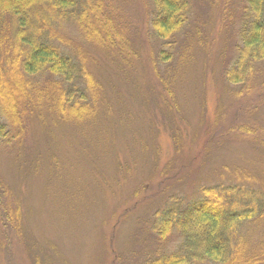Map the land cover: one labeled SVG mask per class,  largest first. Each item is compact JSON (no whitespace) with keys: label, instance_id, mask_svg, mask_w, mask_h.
<instances>
[{"label":"rangeland","instance_id":"374dc122","mask_svg":"<svg viewBox=\"0 0 264 264\" xmlns=\"http://www.w3.org/2000/svg\"><path fill=\"white\" fill-rule=\"evenodd\" d=\"M96 2L85 38L72 22L41 25L83 64V105L64 104L52 75L27 86L5 76L21 116L0 141V264H142L180 244L176 233L158 243V209L229 182L260 202L240 260L264 264V67L244 88L225 78L243 1L192 0L168 49L152 36L150 0Z\"/></svg>","mask_w":264,"mask_h":264},{"label":"trees","instance_id":"16d2710c","mask_svg":"<svg viewBox=\"0 0 264 264\" xmlns=\"http://www.w3.org/2000/svg\"><path fill=\"white\" fill-rule=\"evenodd\" d=\"M242 1L241 45L225 73L226 80L240 88L249 86L254 74L264 67V0ZM150 3L152 36L164 49L172 48L192 17V0ZM99 5L96 0H0V46L4 47L0 52V141L8 140L13 133L10 121L16 125L21 116L12 98H8L10 103L4 98L9 92L5 76H14L27 86L45 74L52 75L62 83L64 104L85 103L87 78L83 64L62 46L49 42L41 25H52V19L72 22L85 38V18L92 9H100ZM6 29L9 39L1 33ZM159 55L166 62L172 58L167 50ZM200 188L197 197L172 196L166 206L154 213L149 225L158 243L167 242L176 233L180 244L171 253L157 249L156 256L145 258L142 264H253L251 257L240 260L248 249L240 231L257 217L253 213L260 202L251 193L246 196L248 190L238 183ZM16 214H21L18 207L14 217ZM9 217V225L15 228V220Z\"/></svg>","mask_w":264,"mask_h":264}]
</instances>
